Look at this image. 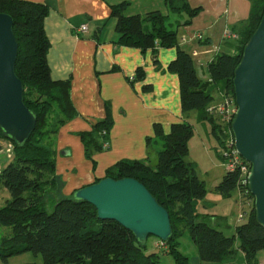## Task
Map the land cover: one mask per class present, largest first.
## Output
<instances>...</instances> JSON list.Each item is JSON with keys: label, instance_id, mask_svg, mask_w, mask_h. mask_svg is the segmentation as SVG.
<instances>
[{"label": "trees", "instance_id": "16d2710c", "mask_svg": "<svg viewBox=\"0 0 264 264\" xmlns=\"http://www.w3.org/2000/svg\"><path fill=\"white\" fill-rule=\"evenodd\" d=\"M250 2L248 18L237 30L233 29L238 34L234 40L235 52H222L211 61L207 65L209 81L205 82L198 77L191 54L179 46L177 31L169 27L167 15L158 10L125 15L126 2L110 5L117 43L142 51L150 48L155 63L159 47H176V57L169 62L167 70L178 76L181 109L196 111L197 121L208 122L218 140L221 136L208 106L215 98L212 91L216 87L234 97L235 68L245 44L264 16V0ZM166 3L171 13L186 15L176 26L189 24L200 10L186 0H166ZM48 11V6L39 2L0 0V12L13 18L18 44L15 73L23 83V100L36 115L35 128L27 140L21 145L10 140L12 157L0 161V183L10 195L0 207V225L11 228L10 234L0 238V261L7 262L12 256L31 252L39 255L43 264H162L158 252H147V240L139 243L117 221L99 219L95 207L75 199L73 191L69 195L61 191L62 181L55 174L51 146L42 142V127L51 107L59 112L49 127L52 134L76 112L69 96V80H53L50 76L49 40L44 29ZM136 77H143L141 69ZM26 89L37 95L36 100ZM43 95L49 100L38 101ZM111 124L112 119L107 116L94 123L90 131L80 132L87 158L94 151L108 148ZM154 127L161 140L160 148L153 147L147 139L145 158L118 160L106 168L105 176L136 178L167 209L172 234L162 250L175 264H189L188 256L180 250L179 238L184 232L189 234L205 264L234 260L238 251L243 253L246 264H257V253L264 250V227L256 220L254 203L246 220L235 226L234 233L225 234L218 227L216 216L197 211L198 201L205 198L207 188L197 176L195 163L186 160L193 124L187 120L175 122L168 133H163L159 124ZM0 135L5 137L1 129ZM238 180L237 171H225L215 190L229 197L237 188L243 190ZM249 197L253 199L251 194Z\"/></svg>", "mask_w": 264, "mask_h": 264}, {"label": "crops", "instance_id": "0c3cea01", "mask_svg": "<svg viewBox=\"0 0 264 264\" xmlns=\"http://www.w3.org/2000/svg\"><path fill=\"white\" fill-rule=\"evenodd\" d=\"M29 1L48 6L44 29L49 40L47 61L50 76L53 80H69V96L76 112L52 134L55 174L62 181L64 195L104 177L106 168L118 160L145 158L148 140L153 147L160 144L154 142L159 138L155 124L160 125L163 133H168L175 122L187 120L192 123L197 120L196 111H182L178 76L167 70L169 62L176 57V47H159L158 62L155 63L150 48L142 51L139 47L117 43L118 33L115 19L110 16V5L126 2L125 15H144L154 10L167 15L169 27L177 31L179 46L188 53L197 52L191 56L197 75L203 82L209 81L207 65L211 61L222 52H235V39L223 38L224 29L237 30L248 18L251 9L250 0H186L191 7H200V10L189 24L176 26L186 15L171 17L175 14L170 12L166 0ZM82 23L87 24V30L79 33L77 28ZM196 31L205 33L204 41L192 39ZM183 36L187 41L180 44ZM138 69L142 70V78L136 77ZM212 104L214 101L209 106ZM107 116L112 119L109 146L92 152L91 158H87L80 132L90 131L94 123ZM229 197L234 198L237 210L232 220L227 219L225 211L220 214L210 212L208 203L204 204L205 200L209 201L207 197L197 204L199 213L217 217L216 223L221 230L222 227H232L227 235L233 234L235 226L240 224L238 214L241 210L236 190ZM186 233L179 238L180 250L188 256L189 264H205L200 260L196 247L189 248L188 252L183 250ZM157 241L158 238L152 244ZM148 250L158 252L151 245ZM263 251L257 253V264H264ZM26 253L31 254L32 260L12 263L13 258ZM162 254L167 255L165 252ZM32 262L43 264L41 257L31 252L12 256L0 264ZM210 264H246V261L243 253L238 251L234 260Z\"/></svg>", "mask_w": 264, "mask_h": 264}, {"label": "water", "instance_id": "95a60500", "mask_svg": "<svg viewBox=\"0 0 264 264\" xmlns=\"http://www.w3.org/2000/svg\"><path fill=\"white\" fill-rule=\"evenodd\" d=\"M12 27V16L0 12V129L21 145L34 130L36 115L25 105L23 83L15 73L18 44ZM233 92L235 147L251 163L248 188L256 220L264 227V16L235 68ZM73 197L93 205L99 219L120 223L141 244L149 236L166 241L172 234L167 209L136 178L104 176L73 190Z\"/></svg>", "mask_w": 264, "mask_h": 264}, {"label": "rangeland", "instance_id": "374dc122", "mask_svg": "<svg viewBox=\"0 0 264 264\" xmlns=\"http://www.w3.org/2000/svg\"><path fill=\"white\" fill-rule=\"evenodd\" d=\"M179 15L175 14L172 15L171 17L177 18ZM172 18V19H173ZM216 91V92H215ZM215 93H214V104L215 105L218 101L221 99V94L222 90H220L218 87L215 88ZM27 94L32 96L34 100H36L37 95L35 93H29V89H26ZM44 100H49L47 96H39L38 101H44ZM40 103V102H39ZM211 107V106H209ZM58 110L55 107H51V109L47 112L44 126L42 127V131L44 132L42 142L46 145L52 144V133L49 130V127L53 123V118L58 115ZM220 115H212L213 120L215 124L217 125L218 132L220 134V139L218 140L213 132L211 131V126L208 122H199L197 120H193V126H194V133H193V138L190 140L189 145V153L186 157V159L191 160L193 163L196 165V172L197 176L202 179L205 182L206 188H207V200L206 203L204 202L205 205L208 203L207 209H209L210 212H213L215 214H220L223 211L227 212V219L232 220L234 215L236 214V204L235 200L233 197H224L218 195V192L215 190V186L218 184L222 177V171L224 170L222 164H221V157L219 158V150L220 146H222L223 142V136L225 135L222 132L221 126H220ZM10 141L9 139L2 137L0 135V144L2 146L6 145V143ZM159 141L158 143L161 142V140L158 138V140H155L154 142ZM155 148H160V146L154 145ZM4 160V155L0 154V161ZM1 161V162H2ZM236 193L238 191L236 190ZM10 198L9 192L7 189L0 183V207L3 206ZM231 226L228 227H222V230L226 233L229 234V231H231ZM229 230V231H228ZM11 233V228L9 226H2L0 225V238L8 235ZM156 237L154 236H149L147 238V245L150 247L153 246L158 250V253L160 255L161 263L162 264H174L172 259L168 255H163L162 253L164 252L163 247L159 246L156 243L152 244V241L155 240ZM183 250L185 252L189 250L191 247H196L194 243L192 242L191 238L189 237L188 233H186L183 236ZM188 242V243H187ZM148 250V249H147ZM149 252V250L147 251ZM190 252V251H189ZM264 255V251L262 252V256ZM12 260L14 262L18 261H30L32 260V256L30 253H26L21 257H15ZM2 263V261H0Z\"/></svg>", "mask_w": 264, "mask_h": 264}, {"label": "built area", "instance_id": "2783aa9c", "mask_svg": "<svg viewBox=\"0 0 264 264\" xmlns=\"http://www.w3.org/2000/svg\"><path fill=\"white\" fill-rule=\"evenodd\" d=\"M87 30V24L82 23L77 28V32L83 33ZM193 40L204 41L205 33L203 31H196L192 36ZM223 38L236 39L238 34L231 29H224ZM187 39L183 36L180 38V44H184ZM196 51H192L191 55H196ZM236 111V104L234 97L230 94L222 92L221 99L215 105H211L208 108V112L211 115H220V126L223 136L222 146H220L219 155L221 157V164L225 171H237L239 175V185L243 187V190L237 188L239 194V201L241 203V210L238 214V221L242 223L246 220L249 210L252 207L253 199L249 197L250 190L248 188V174L250 172L251 163L244 159L235 147L234 135L231 129V123ZM107 143H105L106 145ZM13 144L8 141L6 145L0 144V154L4 155V160H8L12 157ZM252 196V195H251ZM253 197V196H252ZM157 244L165 248V241L158 239Z\"/></svg>", "mask_w": 264, "mask_h": 264}]
</instances>
